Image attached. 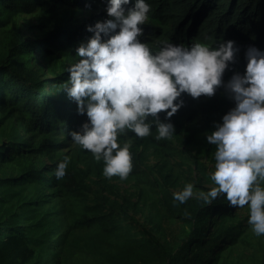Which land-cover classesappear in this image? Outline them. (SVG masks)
<instances>
[{"label":"trees","instance_id":"16d2710c","mask_svg":"<svg viewBox=\"0 0 264 264\" xmlns=\"http://www.w3.org/2000/svg\"><path fill=\"white\" fill-rule=\"evenodd\" d=\"M147 2L142 39L154 49L163 40L185 46L236 42L237 60L225 81L233 71L243 72L250 44L264 49V0ZM106 5L0 0V264H264V244L258 254L237 256L249 243V213H236L225 195L210 202L196 194L184 203L173 197L194 169L203 172L199 180L209 181L201 158L214 159L216 145L206 135L234 106L224 89L212 97L183 94L184 104L169 118L170 138L155 139L154 125L149 136L128 131L118 137L130 143L126 178L137 183L133 201L120 198L111 178L102 175V160L72 141L69 132L87 116L63 89L68 67L93 35L87 26L108 18ZM27 17L34 21L24 32ZM160 118H166L163 112ZM177 141L196 154L178 153L177 160ZM151 148L162 162L153 179L141 159ZM65 156L67 174L57 179L54 169Z\"/></svg>","mask_w":264,"mask_h":264},{"label":"clouds","instance_id":"9594fccd","mask_svg":"<svg viewBox=\"0 0 264 264\" xmlns=\"http://www.w3.org/2000/svg\"><path fill=\"white\" fill-rule=\"evenodd\" d=\"M150 9L147 0H107L108 18L87 26L93 35L77 47L79 59L68 67L63 88L78 113L87 116L79 130L69 132L72 141L103 161L104 177L123 180L132 169V155L130 143L118 137L131 131L143 138L154 125L155 139L170 138L169 118L184 104L183 94L212 97L223 86L234 106L206 135L216 145L214 186L198 195L210 202L223 194L233 207L247 206L253 233L264 235V49L249 46L243 72L233 71L225 81L239 52L234 40L216 46L163 40L154 49L142 39ZM69 161L65 156L58 162L57 179L66 176ZM193 190L186 183L173 193L174 200L188 201Z\"/></svg>","mask_w":264,"mask_h":264},{"label":"rangeland","instance_id":"374dc122","mask_svg":"<svg viewBox=\"0 0 264 264\" xmlns=\"http://www.w3.org/2000/svg\"><path fill=\"white\" fill-rule=\"evenodd\" d=\"M34 21L32 17H27L26 18V23L25 26H23L24 32H28L26 29V25L28 22ZM254 44H250L249 46H253ZM219 89L223 90V86H221ZM142 149H139L141 151ZM178 153H183L186 155H195L196 151L191 148L189 144H184L182 145L177 141V160H178ZM142 165L143 167L148 171V174L151 179L154 177H157L159 175V168L161 167V157L159 156V151L151 148V149H146V151L143 152L142 154ZM204 160L205 163V173L209 176V181L205 180H199V176L203 174V172L199 169H194L193 172H188L189 174V180L184 179V181H187L186 183H192L194 187L199 186V188H196L193 190L194 194L193 195H198V189L208 191L213 185V182L210 179V173L214 170V165H215V159H210V158H201ZM181 169H186L184 170L185 172L188 171L185 165H182ZM193 181H192V180ZM109 183L113 184L115 186V190L117 191L118 194H120V198L125 197L126 199L129 200H135L136 198V191H137V183L134 182L131 179L125 178L123 180L119 179L118 177H112L110 180H108ZM186 183H183L181 187L176 188V191L181 190ZM198 183V184H196ZM115 196V195H112ZM235 212L240 214L242 217L247 215V210L235 207ZM139 217V215H138ZM140 220H142V217H139ZM248 245L243 248L238 250V255L237 256H247V254L251 251H254L256 254L260 253L262 251V246L264 244V235L257 236L253 233L251 230L250 234L248 235ZM241 259V258H240ZM245 264H251L250 261H246Z\"/></svg>","mask_w":264,"mask_h":264},{"label":"water","instance_id":"95a60500","mask_svg":"<svg viewBox=\"0 0 264 264\" xmlns=\"http://www.w3.org/2000/svg\"><path fill=\"white\" fill-rule=\"evenodd\" d=\"M261 33H262V40L264 41V31L262 30Z\"/></svg>","mask_w":264,"mask_h":264}]
</instances>
